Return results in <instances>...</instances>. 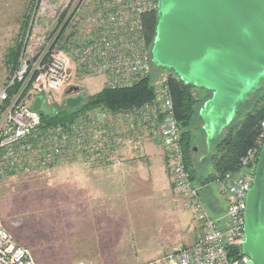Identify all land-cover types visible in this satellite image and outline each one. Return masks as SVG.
<instances>
[{"label":"built area","instance_id":"1","mask_svg":"<svg viewBox=\"0 0 264 264\" xmlns=\"http://www.w3.org/2000/svg\"><path fill=\"white\" fill-rule=\"evenodd\" d=\"M69 0H59L42 9L55 20ZM158 0H80L67 11L64 22L82 32H27L18 64L0 90V175L33 173L79 156L117 166L128 152L143 155L145 143L156 140L163 151L173 190L200 229L194 243L140 264H248L250 258L233 254L244 238L246 194L254 180L260 148L264 144V119L254 144L241 159V170L226 174L220 183L226 208L213 215L202 200L199 185L186 170L181 130L168 86L169 73L160 74L152 100L116 112H89L66 124L42 127L41 116L32 109L33 95L41 93L51 105L54 95L70 85L74 76L101 78L106 87H127L151 72V46L144 31L143 16L157 11ZM67 9V8H66ZM38 14V15H39ZM74 23V24H73ZM53 29V30H54ZM76 31V30H75ZM31 54V57L29 56ZM31 80L32 95L22 97ZM15 82L23 86L14 95ZM47 96V97H46ZM0 264H36L32 251L18 244L0 218ZM78 264H83L79 262Z\"/></svg>","mask_w":264,"mask_h":264},{"label":"rangeland","instance_id":"2","mask_svg":"<svg viewBox=\"0 0 264 264\" xmlns=\"http://www.w3.org/2000/svg\"><path fill=\"white\" fill-rule=\"evenodd\" d=\"M58 1L0 0V90L11 76V70L5 67L3 60L7 48L19 41L22 44L27 32H52L55 20L43 10ZM41 2L43 10L39 14ZM79 2L69 0L65 9L72 12ZM24 22L27 25L22 29ZM81 28L75 18L76 32H82ZM66 32H70V29ZM153 68L159 71H155L152 78L155 88L160 74L172 70L157 66ZM100 81L88 78L82 82V77L76 75L69 86L48 97L52 103L64 107L69 88L79 87L86 97L92 95L91 90L97 89ZM197 92L200 95L207 93ZM31 93L29 91L27 95ZM3 106L0 104V116ZM97 110L99 108L79 117ZM201 126L196 117L191 128L195 141L193 149L196 148L192 159L197 179L192 182L200 187V181L212 171L210 161L204 159H208L209 147L201 133ZM206 186L214 192L218 185L211 182ZM144 199L154 206L167 202L169 207H176L181 210L182 221L175 225L165 219L163 214L167 215L166 209L146 213V219L135 223L130 229L132 237L128 243H123L121 238L110 235L112 230L88 226L94 220L95 210L93 206L82 204V157L76 156L65 163H57L33 173L10 172L0 175L1 221L18 244L32 251L36 264H140L178 247L189 246L192 239L189 226L194 225L200 234L191 212L184 209L174 190L170 193L153 191ZM135 206L137 208L139 205ZM122 208L113 212H120Z\"/></svg>","mask_w":264,"mask_h":264},{"label":"water","instance_id":"3","mask_svg":"<svg viewBox=\"0 0 264 264\" xmlns=\"http://www.w3.org/2000/svg\"><path fill=\"white\" fill-rule=\"evenodd\" d=\"M151 61L211 93L199 110L209 147L264 83V0H158ZM79 91L71 87L68 93ZM84 99L79 93L66 105ZM32 109L41 117L55 113L42 94L33 98ZM243 215L241 251L248 264H264V144Z\"/></svg>","mask_w":264,"mask_h":264},{"label":"trees","instance_id":"4","mask_svg":"<svg viewBox=\"0 0 264 264\" xmlns=\"http://www.w3.org/2000/svg\"><path fill=\"white\" fill-rule=\"evenodd\" d=\"M67 9L63 10L58 17L56 28L52 32H58L57 38H63L69 25V21L64 22L67 14ZM157 24V11L147 13L143 16V25L146 37L150 46H152ZM27 22H24L22 29H25ZM76 32L73 28L70 29L69 36ZM21 41L16 42L13 46L7 48L3 60L7 69L13 70L18 64V58L21 51ZM151 61L150 75L141 81L127 87H106L104 86L99 92L88 95L84 101L73 108L66 105L60 107L52 103L55 107V113L51 116H42V127L54 124H66L78 118L80 115L99 108L106 109L110 112H116L122 109H127L132 106H140L154 97V82L153 75L157 71ZM159 72V71H157ZM22 82H15L8 92L9 95H14L20 88ZM168 86L171 92L174 113L178 125L181 130V145L185 161L186 170L190 180L195 181V167L193 166V146L195 144L194 134L192 130L193 121L199 118L201 124L202 119L199 115V110L205 100L211 93L208 90L196 88L191 84L182 82L176 74L171 71L168 77ZM31 88V80H29L23 88L22 97H25ZM197 91L206 92L200 95ZM41 93H36V95ZM43 95V94H42ZM264 119V83L250 99L245 103L243 108L238 111L232 122L226 127L222 135H220L209 146L208 159L210 161L212 171L200 181L201 185L211 182H221L226 174H236L241 170V159L245 156L247 150L251 148L260 131V122ZM201 133L205 139L202 127ZM241 250L236 248L233 254H239Z\"/></svg>","mask_w":264,"mask_h":264},{"label":"crops","instance_id":"5","mask_svg":"<svg viewBox=\"0 0 264 264\" xmlns=\"http://www.w3.org/2000/svg\"><path fill=\"white\" fill-rule=\"evenodd\" d=\"M95 79L101 80V84L97 89L91 90V94L104 87L101 78ZM215 183L218 185L216 191L213 192L204 184L200 190L204 191L200 194L209 211L213 215H219L225 211L226 203L220 183ZM171 190L173 187L164 154L160 144L154 139L146 141L143 155L128 152L117 166L82 157V204L93 206L95 210L94 220L88 226L112 230L110 235L121 238L123 243H128L132 237L130 229L135 223L145 220L146 213L166 209L167 215L163 214L165 219L175 225L182 221L181 210L169 207L167 202L155 206L145 202L144 198L153 191L170 193ZM136 204L139 205L137 208ZM121 206L122 211L113 212ZM188 228L192 235V245L198 235L197 228L194 225Z\"/></svg>","mask_w":264,"mask_h":264},{"label":"flooded vegetation","instance_id":"6","mask_svg":"<svg viewBox=\"0 0 264 264\" xmlns=\"http://www.w3.org/2000/svg\"><path fill=\"white\" fill-rule=\"evenodd\" d=\"M79 93H81V92L79 91L78 93L69 94L68 97H76ZM68 97H67V98H68Z\"/></svg>","mask_w":264,"mask_h":264}]
</instances>
